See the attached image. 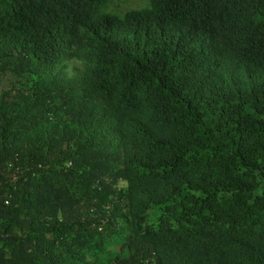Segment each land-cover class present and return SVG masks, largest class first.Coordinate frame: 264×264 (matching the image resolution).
I'll list each match as a JSON object with an SVG mask.
<instances>
[{"label": "trees", "instance_id": "16d2710c", "mask_svg": "<svg viewBox=\"0 0 264 264\" xmlns=\"http://www.w3.org/2000/svg\"><path fill=\"white\" fill-rule=\"evenodd\" d=\"M111 1L0 0V264H264V0Z\"/></svg>", "mask_w": 264, "mask_h": 264}, {"label": "rangeland", "instance_id": "374dc122", "mask_svg": "<svg viewBox=\"0 0 264 264\" xmlns=\"http://www.w3.org/2000/svg\"><path fill=\"white\" fill-rule=\"evenodd\" d=\"M148 5L147 0H112L108 5V11H114L117 13H122L130 9H140ZM61 73L65 79L73 80L81 77L84 74L83 63L77 60H70L62 65H59L54 71L55 73Z\"/></svg>", "mask_w": 264, "mask_h": 264}]
</instances>
